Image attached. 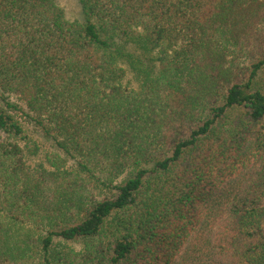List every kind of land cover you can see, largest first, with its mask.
<instances>
[{"label":"trees","instance_id":"1","mask_svg":"<svg viewBox=\"0 0 264 264\" xmlns=\"http://www.w3.org/2000/svg\"><path fill=\"white\" fill-rule=\"evenodd\" d=\"M76 1L0 0V264H264V0Z\"/></svg>","mask_w":264,"mask_h":264},{"label":"rangeland","instance_id":"2","mask_svg":"<svg viewBox=\"0 0 264 264\" xmlns=\"http://www.w3.org/2000/svg\"><path fill=\"white\" fill-rule=\"evenodd\" d=\"M56 4L64 11L65 17L70 21L81 19L80 6L76 0H54ZM14 101L15 100H11Z\"/></svg>","mask_w":264,"mask_h":264}]
</instances>
